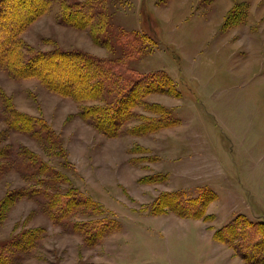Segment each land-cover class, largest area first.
Instances as JSON below:
<instances>
[{
    "label": "rangeland",
    "instance_id": "rangeland-1",
    "mask_svg": "<svg viewBox=\"0 0 264 264\" xmlns=\"http://www.w3.org/2000/svg\"><path fill=\"white\" fill-rule=\"evenodd\" d=\"M71 1L48 0L24 53L108 60L116 92L76 99L0 66V264H264V0H93L77 26ZM152 73L166 83L117 127L89 117ZM10 109L45 127H16ZM68 192L91 202L61 213L52 195Z\"/></svg>",
    "mask_w": 264,
    "mask_h": 264
},
{
    "label": "trees",
    "instance_id": "trees-1",
    "mask_svg": "<svg viewBox=\"0 0 264 264\" xmlns=\"http://www.w3.org/2000/svg\"><path fill=\"white\" fill-rule=\"evenodd\" d=\"M30 2L28 4L22 0H0V66L5 67L17 77L36 76L49 84L55 85L54 83H56L53 89L60 92L69 89L68 92L76 99L104 97L116 92L117 67L108 60L99 59L80 50L68 52L58 50L51 53L37 51L29 55L24 53L27 47L20 34L26 25L47 7L48 0H30ZM96 5L97 3L93 0L66 2L64 8L68 14V21L76 26L81 25L84 21L86 24L91 23L96 15ZM5 6L12 8L9 11H4ZM72 19L81 22H74ZM135 36L130 38L133 42H138L139 39ZM60 67H66V71L62 73ZM42 68L46 70L50 68L52 74L49 77H44L41 75ZM80 81L81 89L78 87ZM163 83H166V80L154 73L142 75L131 86L126 83L120 85L119 94L114 102L101 108L99 106L91 107L88 115L106 127L115 128L127 119V116L123 118V115L128 110L129 102L137 98L138 91L147 90L160 84L163 86ZM71 84L76 88H69L68 86ZM78 93L81 95L80 97ZM9 112L10 122L20 129L38 131L45 127L38 120L23 112L15 109H10ZM159 119L161 118L156 120ZM156 120L153 119L151 122ZM172 195L179 198L180 201L183 200L181 194L177 192ZM52 197V204H58L61 213H67L72 208L91 202L87 198L72 195L70 192L52 195Z\"/></svg>",
    "mask_w": 264,
    "mask_h": 264
},
{
    "label": "crops",
    "instance_id": "crops-1",
    "mask_svg": "<svg viewBox=\"0 0 264 264\" xmlns=\"http://www.w3.org/2000/svg\"><path fill=\"white\" fill-rule=\"evenodd\" d=\"M227 123H225L224 122V125H226ZM227 130H231L230 129V126H229V129H227ZM228 134H229V137H231V138H229L228 136V139L229 140H233L234 141V150L232 151V152H234L233 154H234V160H235V162H236V164L238 165V167H239V169H247V167L245 168V167H241V162H243V161H246V159L244 158H242V154H243V152H241V147H239L238 146V149L236 150V148H237V142H238V140L240 139V137H238V134L234 131V133L231 135V132L229 131L228 132ZM239 138V139H238ZM239 142H240V140H239ZM252 152L249 150V152L248 153H246L245 154V157H247L248 158V156H252L253 155V153L251 154ZM240 160V161H239ZM259 162V161H258ZM257 162V163H258ZM259 165V164H258ZM257 170L259 169L258 167H255Z\"/></svg>",
    "mask_w": 264,
    "mask_h": 264
},
{
    "label": "bare ground",
    "instance_id": "bare-ground-1",
    "mask_svg": "<svg viewBox=\"0 0 264 264\" xmlns=\"http://www.w3.org/2000/svg\"><path fill=\"white\" fill-rule=\"evenodd\" d=\"M254 112V111H253ZM256 126V125H255Z\"/></svg>",
    "mask_w": 264,
    "mask_h": 264
}]
</instances>
